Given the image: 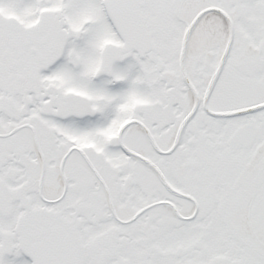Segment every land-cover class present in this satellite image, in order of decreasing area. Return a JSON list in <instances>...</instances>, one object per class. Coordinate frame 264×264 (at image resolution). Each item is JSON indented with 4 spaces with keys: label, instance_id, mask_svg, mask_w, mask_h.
Returning <instances> with one entry per match:
<instances>
[{
    "label": "snow or ice",
    "instance_id": "1",
    "mask_svg": "<svg viewBox=\"0 0 264 264\" xmlns=\"http://www.w3.org/2000/svg\"><path fill=\"white\" fill-rule=\"evenodd\" d=\"M0 264H264V0H0Z\"/></svg>",
    "mask_w": 264,
    "mask_h": 264
}]
</instances>
